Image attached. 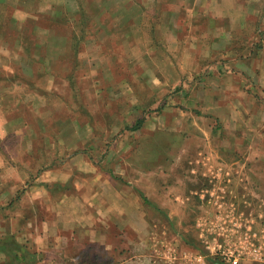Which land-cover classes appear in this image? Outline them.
Returning a JSON list of instances; mask_svg holds the SVG:
<instances>
[{
	"label": "rangeland",
	"instance_id": "rangeland-1",
	"mask_svg": "<svg viewBox=\"0 0 264 264\" xmlns=\"http://www.w3.org/2000/svg\"><path fill=\"white\" fill-rule=\"evenodd\" d=\"M80 1L77 10L75 0H0V239L13 235L20 244L23 226L54 217L65 197L89 194L97 184L87 180L98 175L117 192L116 207L125 200L127 221L135 217L138 231L150 226L155 240L174 246L175 264H198L196 256L204 264H264V77L257 68L264 0H239L247 28L237 32L203 16L210 33L223 35L225 55L215 62L227 65L194 73L181 72L167 40L152 38L160 8L150 3L165 0H141L149 8L134 33L147 47L143 55L118 36L124 8ZM188 10L181 31L190 25ZM91 17L99 20L86 23ZM179 42L203 61L207 41ZM81 55L95 60L81 66ZM157 55L174 61V87L150 72ZM250 55L253 77L240 63ZM73 205L85 211L69 198Z\"/></svg>",
	"mask_w": 264,
	"mask_h": 264
},
{
	"label": "crops",
	"instance_id": "crops-1",
	"mask_svg": "<svg viewBox=\"0 0 264 264\" xmlns=\"http://www.w3.org/2000/svg\"><path fill=\"white\" fill-rule=\"evenodd\" d=\"M75 2L77 10L80 9L81 1L75 0ZM99 2L100 5L104 7L110 1L100 0ZM113 4L127 11L128 20L119 27V38L123 41H127L130 46H135L140 55H143L147 47L135 41L134 32H136L138 28H143L144 23L142 16L145 18L144 10L149 7L143 5L141 0H114ZM150 5L154 8H160L153 24V30H155V35L153 34L152 37L153 40L156 37L167 40V50L179 55V58H181L180 69L181 72L185 73H194L199 70L203 71L207 68V64L210 65L208 68L210 71L222 70V65H227V62H215L218 55L223 56L224 54L222 51L223 49L220 47L223 35L210 33L203 26L205 23L202 21L203 16H208L209 19L214 20L216 23L224 25V30L229 33L247 28V15L244 13L245 6L242 5L239 0H165L164 5L157 4L155 1H152ZM156 5L157 7H155ZM183 6L191 12L190 25L185 27V31L187 30L186 33L185 31H181L180 28ZM77 10L74 12L80 11ZM95 20L97 22L99 19L91 17L90 20L85 19V22L93 23ZM102 21L105 23L104 18ZM106 21H109V19L106 18ZM101 33L106 36L109 35L107 32ZM91 35H93V33H91ZM95 36H99V33L95 34ZM91 38H94V36H91ZM180 39L195 40L196 42L207 41L208 45L203 49L207 51L203 52V61L198 59L197 51H195L196 54L192 53V48L181 50ZM150 50L149 55L152 58L156 50L153 48ZM104 54L102 50L97 57L101 59ZM261 55L255 59H260ZM230 56H232L231 53ZM155 57L156 59L153 61L156 66L154 69L155 71L152 69L150 71L153 73L154 79L157 78V81H161V86L165 88L174 87L176 79L179 80V76L174 74L176 68L174 61L170 56H167L165 59L159 55ZM250 57L240 60L242 64L241 70L253 77L256 70H258L257 68H260L264 77V60L259 67L257 66V68H255L253 55H250ZM78 58L81 60V66H87L90 61L95 60L87 55H81ZM143 61L138 60L135 62L134 60V62L139 65H142ZM234 61L236 62V60ZM163 66L164 69L162 73ZM237 87L239 88V86ZM241 93H244V91L241 90ZM154 102H157L156 97L148 98L144 103L151 104ZM245 117L247 119V116ZM252 117L253 114L251 115V119ZM250 136L249 147L252 148L254 144L252 142L253 135L250 133ZM86 164L90 168L92 167L88 163ZM87 181L89 185L94 184V182L97 184V186L89 189V194L83 196L81 192H77L74 196L70 195L69 197H65L67 201H65L64 204L61 203L63 205H61V209L53 211L54 217L51 216L49 218L39 219L34 224L28 223L26 226H23L21 233L19 232L20 234L18 233V235H16L21 248L13 250V253L18 255V259H10V256H7L0 247V264L177 263L178 259L174 260L170 257L172 251L168 252V248L173 247V250L174 246L164 245V242L159 239L158 241L155 240L154 234L151 235L152 230L150 226L145 230L138 231L135 225H139V223L135 222L137 220L135 217L130 219L132 222L130 220L127 221L125 218V200L122 198L124 203L120 204L118 199L116 203L117 207L115 206L117 192H114V190L110 191L109 187H107V183L109 182L108 177L92 175L89 176ZM38 195H40V193H38ZM79 195L81 196V202L78 201L77 198ZM138 195L139 202V200H143V198L141 197V192H138ZM33 198L36 199L38 197ZM69 198L75 201L78 208L84 207L85 211L82 209L78 210L74 205L68 206ZM8 199L9 197L6 200ZM98 199L99 202L97 201ZM110 200H112L113 203H111ZM139 203L141 204V202ZM74 207L76 208L75 210ZM51 210H53V208ZM138 210L140 212V205ZM127 228L133 231V239L135 240H126L130 238L126 235ZM3 234H6L5 227L0 228V235ZM137 247L146 249H141V254H137V252H135ZM181 263L183 264V262Z\"/></svg>",
	"mask_w": 264,
	"mask_h": 264
},
{
	"label": "trees",
	"instance_id": "trees-1",
	"mask_svg": "<svg viewBox=\"0 0 264 264\" xmlns=\"http://www.w3.org/2000/svg\"><path fill=\"white\" fill-rule=\"evenodd\" d=\"M142 125V121L138 120L133 127H131V130H137ZM143 196V200H144ZM145 201V200H144ZM0 247L3 250V252L8 256H10V259L16 260L18 259V255L16 253H13L14 249H20V245L15 241L14 236H8L3 239H0ZM215 264V263H214ZM217 264V263H216Z\"/></svg>",
	"mask_w": 264,
	"mask_h": 264
},
{
	"label": "built area",
	"instance_id": "built-area-1",
	"mask_svg": "<svg viewBox=\"0 0 264 264\" xmlns=\"http://www.w3.org/2000/svg\"><path fill=\"white\" fill-rule=\"evenodd\" d=\"M170 257L174 260L178 259L179 257L176 255L175 250L172 251ZM198 264H204V259L202 258V256H196L194 259ZM233 263L237 264V260L236 258L233 259Z\"/></svg>",
	"mask_w": 264,
	"mask_h": 264
}]
</instances>
